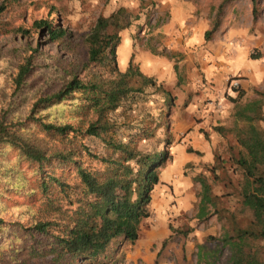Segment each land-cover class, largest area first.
Here are the masks:
<instances>
[{
  "label": "trees",
  "instance_id": "trees-1",
  "mask_svg": "<svg viewBox=\"0 0 264 264\" xmlns=\"http://www.w3.org/2000/svg\"><path fill=\"white\" fill-rule=\"evenodd\" d=\"M233 2L221 1L206 41L220 31L226 7ZM253 6L256 21L259 0H253ZM4 11L1 6L0 15ZM133 23L124 8L99 17L83 45L71 50L81 51L83 59L61 74L57 66L46 63L51 57L39 48L28 52L10 74L8 98L0 105V264H31L46 257L54 258L52 264H95L114 241L139 240L140 227L151 216L152 192L160 183L157 168L166 162V154L144 155L132 146L133 141L111 137L118 125L110 115L127 102L138 103L147 96L146 88L156 85L132 63L126 71L116 61L112 67L108 63L121 43L120 33ZM14 32L21 37L39 33L49 44L71 49L66 43L68 29L49 19L35 21L32 28L16 27ZM175 70L179 73L178 65ZM40 72H52L55 77L43 81L36 76ZM56 78L63 80L60 88ZM235 90L238 98L244 95L240 88ZM235 119L240 152L232 160L242 174L238 200L243 211L251 212L252 222L244 228L233 216L225 217L204 177L195 180L202 188L198 218H207L211 208L227 221L220 237L208 239L229 252L227 264H264L260 247L264 241V131L257 124L264 121L261 103L237 106ZM215 131L225 133L222 127ZM89 141L102 142L112 153H94ZM11 153L17 154L16 165L9 159ZM189 153L200 154L192 149ZM21 164L28 166L23 169ZM13 194L42 203L43 216L30 227L5 222L2 214L9 210L4 207L5 196L13 198ZM173 231L177 236L190 234ZM173 241L171 235L163 248Z\"/></svg>",
  "mask_w": 264,
  "mask_h": 264
},
{
  "label": "rangeland",
  "instance_id": "rangeland-1",
  "mask_svg": "<svg viewBox=\"0 0 264 264\" xmlns=\"http://www.w3.org/2000/svg\"><path fill=\"white\" fill-rule=\"evenodd\" d=\"M221 1L194 0L196 13L188 18H193L194 22L206 21L205 18L212 22ZM1 6L5 11L0 15V105L8 98L10 74L28 52L39 48L51 57L46 63L57 66L61 74L83 59L81 51L71 50L83 45V39L98 18L109 17L122 8L131 14L134 23L120 33L121 43L108 63L112 67L116 61L122 71L132 63L146 77L156 81L155 86L146 88L147 96L140 97L138 103L127 102L110 115L111 121L118 125L111 135L115 140L133 141L132 146L144 155L166 154V162L157 168L160 183L152 192L151 216L143 221L137 242L114 241L106 255L95 264L103 261L106 264H227L229 252L208 240L211 236L220 237L227 221L220 220L221 214L211 208L207 218H198L202 188L195 180L197 177L208 180L225 217L233 216L244 228L250 225L252 214L243 211L238 200L237 187L242 174L232 160L240 152L235 113L237 106L259 101L264 117V88L253 89L249 97L244 94L238 98L235 89H241L239 81L243 78L236 75L223 83H215L201 70V63L209 64L213 56L221 55L230 60L226 65L231 66L235 56L245 53L246 60L264 73V1L259 0L260 15L255 21L253 0H235L226 7L224 22L228 28H222L205 43L197 40L204 29L191 28L187 23L165 32L172 15L162 9L160 0H0ZM43 19L61 23L68 29L70 39L66 43L71 44V49L49 44L48 38L39 33L21 37L14 32L16 27L32 28L35 21ZM209 30L211 27L206 32ZM174 33L179 38L182 36L183 43L194 36V48L190 46L194 52L173 50L171 36ZM152 55L166 59L168 68L174 66L175 70L178 65L179 73L175 71L176 76L171 81L168 77L161 81L159 71L164 73L167 67L161 70L148 59L145 61L144 58ZM252 55L261 58L252 61ZM188 65L192 74L199 75L194 85L187 73ZM40 74L42 72L36 76L43 81L55 77L52 72ZM56 80L60 88L63 80ZM257 124L264 131V121ZM217 127L224 128L225 133L218 134ZM87 143L101 156L112 153L102 142ZM191 149L200 154L189 153ZM16 157V153L9 155L11 161H16ZM27 166L21 164L20 168ZM94 166L101 169L100 164ZM5 197L4 207L9 209L2 214L5 222L17 221L19 225L30 227L39 215L43 216V204L36 203L34 198L25 199L15 194L13 198ZM176 229L190 231V234L177 236L173 231ZM171 235L174 241L163 248V242ZM260 247L264 251V241ZM53 260L52 257L39 258L31 264H52Z\"/></svg>",
  "mask_w": 264,
  "mask_h": 264
},
{
  "label": "crops",
  "instance_id": "crops-1",
  "mask_svg": "<svg viewBox=\"0 0 264 264\" xmlns=\"http://www.w3.org/2000/svg\"><path fill=\"white\" fill-rule=\"evenodd\" d=\"M160 3H162V9L169 12L172 15L171 22H169L168 26H165V32L168 30H176L178 27H182L187 23V26L191 28H197V29H204L203 35L198 36L197 40L205 43V34L207 33L206 30L211 27L212 22L208 19H204L206 21H192L193 18H188L192 14L196 13V7L194 4V0H160ZM204 17H202L203 19ZM185 20H188V22H185ZM194 22V23H193ZM211 24V25H210ZM196 25V26H195ZM228 28V25L223 23L221 29ZM220 29V30H221ZM226 30V29H225ZM220 32V31H219ZM171 47L175 51H180L185 53L187 52H194V50L191 49L190 46L194 48L196 39L193 38L189 41H184L186 43H183L180 38L173 34ZM190 43V44H189ZM197 44V43H196ZM127 47L129 46L128 43H126ZM209 47V46H208ZM203 52L201 51V54ZM245 53L239 54L238 56H235L232 60L231 66L226 65V62L230 61L225 60L221 57V55L213 56L211 62L207 64L206 62L201 63V70L205 73L206 77L209 79L215 80V83H223L224 80H226L229 77H236V75H239L238 77L243 78L239 81L241 84V90L244 92V94L249 97L250 93L253 91V89L262 90L264 88V73L261 72V70L257 69V66L253 62L247 61L248 58ZM247 58V60H246ZM145 61L148 59L149 62H152L155 68L158 69H164L167 67L168 62L166 59L155 57V56H149L144 58ZM251 59V57H250ZM253 61V59H251ZM172 70V72H171ZM174 71V72H173ZM173 67H167L166 71L164 73L159 71V79L161 81H166L168 78L171 81L174 76H176ZM177 73V72H176ZM187 73L190 75L189 78L191 79V85H194V83L199 79L198 73L192 74L191 67L187 66ZM178 74V73H177ZM169 75V76H168ZM193 75V76H192ZM168 77V78H167ZM220 94V92H217V94ZM247 93V94H246Z\"/></svg>",
  "mask_w": 264,
  "mask_h": 264
}]
</instances>
